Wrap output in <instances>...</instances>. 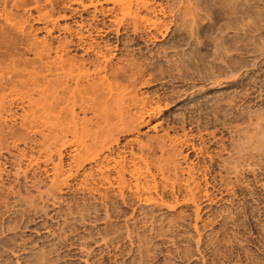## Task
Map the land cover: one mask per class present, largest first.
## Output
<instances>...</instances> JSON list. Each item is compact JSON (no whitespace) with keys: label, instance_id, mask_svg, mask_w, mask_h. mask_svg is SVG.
Masks as SVG:
<instances>
[{"label":"rangeland","instance_id":"rangeland-1","mask_svg":"<svg viewBox=\"0 0 264 264\" xmlns=\"http://www.w3.org/2000/svg\"><path fill=\"white\" fill-rule=\"evenodd\" d=\"M146 2L0 0V264H264V0ZM61 58L161 112L95 137Z\"/></svg>","mask_w":264,"mask_h":264},{"label":"bare ground","instance_id":"bare-ground-1","mask_svg":"<svg viewBox=\"0 0 264 264\" xmlns=\"http://www.w3.org/2000/svg\"><path fill=\"white\" fill-rule=\"evenodd\" d=\"M146 1L145 0H96V1H90L89 4H84L83 0H71V3L81 6L83 7V9H86L89 6H94L96 12H100L104 16H110L112 12L115 10V8L118 6L119 9L117 10V12L119 11V15L116 12L113 19L115 20V22H117L116 24L118 27L116 28L117 29L116 32L118 33L120 31L119 27H123L126 23L127 25L129 23L132 24L134 27L133 30L138 31L136 29L139 28L140 20L141 21L145 20L144 19L145 17L143 18L140 17L139 11L141 10L142 7L146 8L145 6L149 5L147 4L149 2ZM103 3H112L113 5L111 7H108L107 9L105 8H102L101 10L98 9L97 6ZM147 20L150 21L152 19H147ZM151 25L157 31L161 28L160 24L156 20L155 21L152 20ZM88 26L89 29L87 30H90L92 26L91 25ZM80 40L85 43L82 34L80 35ZM96 46L97 45L89 44L86 47L87 52L89 51L96 52L95 50ZM104 58L106 60L105 56ZM94 66L95 69L92 72H90L89 69L86 67L85 63H68L67 60L61 58L60 61L58 62L57 69L61 71V74L65 78L66 82H74L75 84L74 89H69L65 86L63 87L62 83L60 82L58 84V88L64 93V95L69 96L74 106L79 105L82 109H84L86 103L90 104L96 113L97 120L101 121L97 124L95 137L103 133H108L114 130L116 131L117 129L127 127L128 125L131 126V124L138 123L137 125L141 126L145 123H148L153 117L156 116L157 113L161 112L162 108L160 107V105L151 106L149 104V101L146 100L138 101L134 99L133 96L128 97L125 87L118 86L113 82L108 81V79L106 78V74L101 76L102 72H107L106 65L101 66L100 64L99 65L96 64ZM85 80H91L93 83L92 85L93 97L91 96L89 99L87 98V95L89 94L88 89L82 84V81ZM29 84L32 87L34 86V89L37 88L38 85H40L35 77H32L30 79ZM82 86L84 88H82ZM50 87H53V85L49 83L46 85L44 89H42L43 93H45L44 103L48 105H54V103L59 100V97L55 94L57 89L54 91H50ZM102 89L107 94L106 99L104 100L103 103L97 102L98 101L97 96L99 94V91ZM34 93L35 91L29 92L27 97L31 96V98H33ZM186 95H187L186 93L183 94V98L187 97ZM32 103L34 104V102ZM111 104H112L111 110L113 109V105L116 107L113 115L109 111ZM136 107H139V109L137 111H134L133 109ZM107 114H110V116H108ZM73 133L78 134V131L76 129H73ZM170 141H172L171 138ZM240 150L241 148H239V151ZM238 154L240 156L239 152ZM236 162H238L237 159ZM235 165H237V163Z\"/></svg>","mask_w":264,"mask_h":264}]
</instances>
